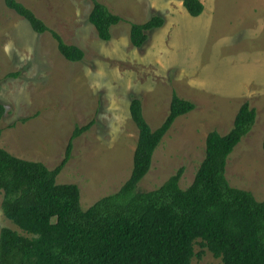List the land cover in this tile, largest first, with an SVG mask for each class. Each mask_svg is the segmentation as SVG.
I'll return each mask as SVG.
<instances>
[{
	"label": "rangeland",
	"instance_id": "rangeland-1",
	"mask_svg": "<svg viewBox=\"0 0 264 264\" xmlns=\"http://www.w3.org/2000/svg\"><path fill=\"white\" fill-rule=\"evenodd\" d=\"M18 1L82 49L85 59L66 60L50 33L37 34L0 0V103L6 109L0 149L53 170L75 124L94 121L74 142L72 160L57 178L58 185L80 188L81 208L88 211L131 177L139 140L133 98L144 102L153 130L167 118L174 90L197 105L163 138L141 192L157 190L181 168L180 185L188 189L206 158L208 135L229 133L248 102L257 122L229 157L226 176L232 187L264 201V0H202L205 12L198 18L188 14L184 0H98L126 20L111 28L109 42L89 22L92 0ZM157 16L165 25L148 32L143 48L134 47L131 23ZM2 202L0 193V233L11 228L23 234L5 217ZM200 242L195 250L202 258L194 264H223Z\"/></svg>",
	"mask_w": 264,
	"mask_h": 264
},
{
	"label": "trees",
	"instance_id": "trees-1",
	"mask_svg": "<svg viewBox=\"0 0 264 264\" xmlns=\"http://www.w3.org/2000/svg\"><path fill=\"white\" fill-rule=\"evenodd\" d=\"M4 1L34 32L50 33L66 60L79 63L85 59L82 49L68 45L32 10L18 0ZM92 1L89 22L99 38L109 42L111 28L126 20L98 0ZM183 5L195 18L205 12L201 0H184ZM164 25L160 16L144 24L131 23L133 46L143 48L148 32ZM143 106L139 98H133L130 105L139 131L130 179L119 192L99 200L88 211L81 208L80 188L58 185L57 178L72 160L74 142L94 121L85 126L75 124L65 157L53 170L0 149L2 210L23 233L1 230L0 264H194L195 258H202L195 250L199 241L223 264H264V201H258L250 191L232 187L226 176L229 157L252 132L257 110L244 103L229 133L212 131L208 135L206 158L188 189L181 188L185 171L181 168L157 190L141 192L139 184L151 170L163 138L179 117L197 108L174 90L167 118L153 130ZM5 113L0 103V138ZM29 120L32 117L21 122Z\"/></svg>",
	"mask_w": 264,
	"mask_h": 264
},
{
	"label": "crops",
	"instance_id": "crops-1",
	"mask_svg": "<svg viewBox=\"0 0 264 264\" xmlns=\"http://www.w3.org/2000/svg\"><path fill=\"white\" fill-rule=\"evenodd\" d=\"M202 1V0H201Z\"/></svg>",
	"mask_w": 264,
	"mask_h": 264
}]
</instances>
